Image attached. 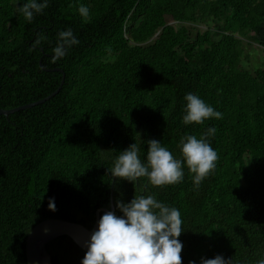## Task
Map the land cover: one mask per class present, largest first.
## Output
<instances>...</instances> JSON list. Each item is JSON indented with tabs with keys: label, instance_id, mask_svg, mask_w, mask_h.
<instances>
[{
	"label": "trees",
	"instance_id": "trees-1",
	"mask_svg": "<svg viewBox=\"0 0 264 264\" xmlns=\"http://www.w3.org/2000/svg\"><path fill=\"white\" fill-rule=\"evenodd\" d=\"M17 7L0 0V108L39 102L63 75L65 82L47 102L0 116V264H28L27 238L40 223L91 230L112 199L117 211V200L140 194L180 210L182 264L264 258V60L247 69L236 37L264 52V0H49L32 23ZM69 28L80 43L53 62L57 33ZM38 34L47 39L30 51ZM188 93L222 118L185 126ZM209 127L219 158L198 187L186 167L182 182L163 187L147 178L116 183L107 171L135 142L146 160L150 139L182 158L181 137L199 138ZM47 250L52 264H81L86 254L66 236Z\"/></svg>",
	"mask_w": 264,
	"mask_h": 264
},
{
	"label": "clouds",
	"instance_id": "clouds-1",
	"mask_svg": "<svg viewBox=\"0 0 264 264\" xmlns=\"http://www.w3.org/2000/svg\"><path fill=\"white\" fill-rule=\"evenodd\" d=\"M17 3V12L28 23L45 14L49 7V0H24L23 3L17 0ZM78 13L84 22L88 21V6L82 4ZM46 39V36L38 34L30 51ZM79 43L72 29L58 32L56 46L52 49L53 62L65 58ZM184 101L182 123L185 126L222 118L221 112L194 93L186 94ZM215 131L209 127L199 138L182 136L179 141L182 158L174 157L161 141L150 139L146 141V160H142L141 145L135 142L120 151L107 171L116 183L126 180L135 185L140 178H147L153 187H163L182 182L186 167L192 174L193 184L198 187L216 168L219 157L211 145ZM49 208L56 210L54 198L50 199ZM116 209L104 213L99 219L98 227L87 242L81 264H182L184 245L179 238L184 230L178 208L158 200L155 195L140 194L134 195L130 202L117 200ZM200 264H234V261L216 255L212 259L202 257ZM256 264H264V258L257 260Z\"/></svg>",
	"mask_w": 264,
	"mask_h": 264
},
{
	"label": "water",
	"instance_id": "water-1",
	"mask_svg": "<svg viewBox=\"0 0 264 264\" xmlns=\"http://www.w3.org/2000/svg\"><path fill=\"white\" fill-rule=\"evenodd\" d=\"M54 71L62 72L61 70L58 69ZM64 82H65V75H63L62 84L59 87V89L49 97L39 102L12 110H3L0 108V116L3 115L8 117L9 115L14 114L16 112L26 110L28 108L35 107L37 105L47 102L48 100H50L60 92L62 86L64 85ZM111 204H112L111 211H115L113 199ZM108 211L109 210L107 209H102L97 211L96 223L91 230L87 229L83 225L64 221V220H59V219H50L40 223L30 232L27 238V242H26L27 263L52 264V258L47 250V246L56 239L65 236L69 237L80 249L86 252L87 242L90 239L91 233L98 227V221L101 218V212L106 213Z\"/></svg>",
	"mask_w": 264,
	"mask_h": 264
},
{
	"label": "rangeland",
	"instance_id": "rangeland-1",
	"mask_svg": "<svg viewBox=\"0 0 264 264\" xmlns=\"http://www.w3.org/2000/svg\"><path fill=\"white\" fill-rule=\"evenodd\" d=\"M171 25H176V24L171 23ZM193 27H195L196 30L200 33H204L205 31H207L206 24L193 25ZM196 30L194 34L197 33ZM236 37L242 40L244 44L243 64L245 65V67L252 71L261 67V65L263 64V60H264L263 49L256 43H253L250 40L244 37H241L238 34H236Z\"/></svg>",
	"mask_w": 264,
	"mask_h": 264
}]
</instances>
